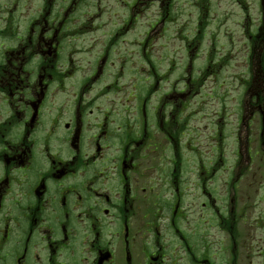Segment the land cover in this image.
<instances>
[{
	"label": "flooded vegetation",
	"instance_id": "flooded-vegetation-1",
	"mask_svg": "<svg viewBox=\"0 0 264 264\" xmlns=\"http://www.w3.org/2000/svg\"><path fill=\"white\" fill-rule=\"evenodd\" d=\"M100 2L38 0L0 31V264H248L226 167L218 203L213 72L147 54L150 84H123L137 0Z\"/></svg>",
	"mask_w": 264,
	"mask_h": 264
},
{
	"label": "rangeland",
	"instance_id": "rangeland-1",
	"mask_svg": "<svg viewBox=\"0 0 264 264\" xmlns=\"http://www.w3.org/2000/svg\"><path fill=\"white\" fill-rule=\"evenodd\" d=\"M126 1L101 0L100 8L106 11L104 20L111 14L109 5L116 7V12L123 17ZM36 4L38 0H0V10L9 9L8 12L0 11V31L4 21L21 25L27 11ZM133 10L132 14L137 16L136 24L131 21L125 33L128 38L123 37L115 47V52L120 49L125 55L119 80L123 84L149 85L144 80L150 67L147 54L156 61L170 53L172 60L181 63L184 59L187 69L192 61L193 76L208 65L205 69L213 75L205 86L209 91H217L216 104L212 103V107L217 110L219 132L218 203L219 206L224 204L221 189L225 173L222 171L228 168L234 173L228 208L234 207L240 221L239 232H249L251 253L247 256L248 264H264V254L257 252L264 246V233L259 231L260 226L251 225L252 219L264 212V116L263 110L253 107L256 93L263 95L261 105L264 107V0H137ZM157 19L155 25L150 24L153 28L148 29L149 23ZM11 39L12 36L8 37L7 43L11 44ZM3 47L0 44V49ZM126 58L132 62H127ZM118 62H115L116 68ZM134 63L138 73L129 68ZM155 68L163 71L165 60L162 66L156 64ZM130 70L137 77L129 79ZM138 89L143 90V87ZM205 143L203 135L202 149L207 151ZM254 250L256 255H252Z\"/></svg>",
	"mask_w": 264,
	"mask_h": 264
}]
</instances>
